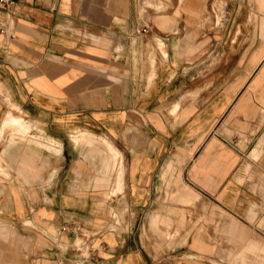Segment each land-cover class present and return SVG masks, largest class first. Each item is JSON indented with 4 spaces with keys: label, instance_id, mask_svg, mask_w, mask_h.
Listing matches in <instances>:
<instances>
[{
    "label": "crops",
    "instance_id": "0c3cea01",
    "mask_svg": "<svg viewBox=\"0 0 264 264\" xmlns=\"http://www.w3.org/2000/svg\"><path fill=\"white\" fill-rule=\"evenodd\" d=\"M165 5L0 11V264H264V0ZM117 212L188 232L154 254Z\"/></svg>",
    "mask_w": 264,
    "mask_h": 264
},
{
    "label": "rangeland",
    "instance_id": "374dc122",
    "mask_svg": "<svg viewBox=\"0 0 264 264\" xmlns=\"http://www.w3.org/2000/svg\"><path fill=\"white\" fill-rule=\"evenodd\" d=\"M152 1L155 2L157 0H152ZM163 1L166 2L165 9H164L165 12L168 13V12L173 11V9L175 8V4L177 3V0H163ZM183 1L189 3L190 5L191 4L192 5H194V4L200 5L203 8L202 10H204V13L210 12V14H213L211 9H218L219 15H222V17H223L225 11L228 8L226 6V2H228L229 0H183ZM158 8L160 9L161 7H155L154 9H158ZM235 8L236 7H233L234 10L233 9L231 10V7H229L228 11L230 12V16L231 15L233 16V14L235 13L234 12ZM147 9H149V8H147ZM175 10L176 9H174V11ZM206 24H209V23H206ZM219 25H220V23H219ZM190 40L192 41V38ZM181 41H185V40L181 39ZM155 47L158 49V51L160 50L159 52H161V51L163 52L164 57L166 56L165 48L163 49V48H160L159 46L158 47L155 46ZM186 59L187 60L188 59H192V57L186 56ZM178 104H179L178 100L174 101L172 103L171 107H170V112L172 111V109L175 106H178ZM83 138H86V135ZM106 141L109 142L108 140H106ZM103 143H104V145H105V147L107 149V152L110 153L109 145L106 142H104V141H103ZM56 148H58V147H56ZM113 149H115V151H116V153L115 152H111V157L113 158V167L115 168V171L117 172V177H118V172L120 171V169H122V173H121V177H122L123 171H124V165H123V162H122V155H121V152L115 146H113ZM121 177H120V179H121ZM102 181L103 180H98L96 182L97 185L101 184ZM117 183H118V178H117ZM157 185H158L157 186V193H158L159 188H160L159 181L157 182ZM94 199L95 198H90V201H94ZM177 203H181V202L176 201V200H174V199H172L170 197H163V198L157 197V198L153 199V203L152 204H153V206H158V207L164 206V207H167L169 205H175L176 206ZM158 210H160V208ZM176 214L177 213H173V215H176ZM106 216H107L106 220L108 219V216L110 217V220L108 219L104 223L113 222V220H115L116 221V224H115L116 226L115 227H117L121 223H131L132 231L134 232V229L135 228L137 229L136 233L139 234V237L141 238V241H142L144 247L147 250H150L151 253H154V254H157V253H160V252H163V251H166V250H170V248L172 246L168 247L167 246V241L171 240V237L173 238L175 236H178L179 234L182 235V233L185 235L188 232V230H185V231L171 230L170 229L171 223H170L169 227H168L169 230H167V231L170 232L169 236L171 234L172 235H171L170 238H167V236L165 235L166 231L161 229L163 226H166V223H163V222L159 221L156 225L154 224L155 226H152V224L150 223V219H148V215H145V214L126 215L125 213H122V212L118 213L117 212L116 214H112V217H111L110 213L106 214ZM158 217H159V215L156 216V219L159 220ZM88 223L91 224L92 223L91 220H89ZM127 228H128V226H127ZM145 241H147L149 244H146ZM184 249H186V248L184 247ZM236 263L237 264H244V263H241V262H236Z\"/></svg>",
    "mask_w": 264,
    "mask_h": 264
},
{
    "label": "built area",
    "instance_id": "2783aa9c",
    "mask_svg": "<svg viewBox=\"0 0 264 264\" xmlns=\"http://www.w3.org/2000/svg\"><path fill=\"white\" fill-rule=\"evenodd\" d=\"M13 0H0V11L4 8H8L12 5ZM141 31L145 30V27H142L140 29ZM0 33L5 34L8 38H12L14 36L13 31L10 29H7V27H5V25L2 24L1 20H0ZM61 230H65L67 229L66 225H61L60 226Z\"/></svg>",
    "mask_w": 264,
    "mask_h": 264
}]
</instances>
